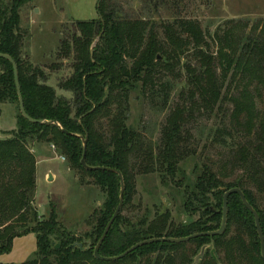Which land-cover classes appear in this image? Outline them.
Returning a JSON list of instances; mask_svg holds the SVG:
<instances>
[{"label": "trees", "instance_id": "trees-1", "mask_svg": "<svg viewBox=\"0 0 264 264\" xmlns=\"http://www.w3.org/2000/svg\"><path fill=\"white\" fill-rule=\"evenodd\" d=\"M23 2L0 0V53L16 65L24 112L31 119L55 123H32L20 114L12 66L0 57V104L16 109L15 129L0 139V255L10 250L13 238L31 232L36 249L21 264H191L201 247L204 254L197 264H264L252 214L234 192L226 199L220 234L183 243L150 242L114 261L95 258L93 249L118 202L119 177L83 169L78 137L85 138L87 165L119 170L123 206L132 202L134 174L154 172L166 185L173 184L184 216L174 222L166 207L131 220L120 209L98 248L100 256H116L151 237L214 231L221 223L222 196L231 187L239 188L257 213L264 238V24H257V33L241 37L214 32L213 50L196 20L161 22L159 33L147 20L125 19L116 5L98 0L101 19L75 21V31L59 41L57 56L72 60L71 73L58 84L72 94L70 101L56 96L54 87L43 81L42 69L22 52L26 33L18 14ZM180 63L184 74L175 71ZM167 73L179 82L177 99L153 146L126 123L128 93L139 87L141 94L164 105L170 94ZM212 114L221 117L223 127L217 130L229 140L224 163L237 172L229 181L209 157L193 165L192 175L182 168L195 155L190 124L196 115ZM35 141L57 145L70 165L104 193L85 237L65 231L52 206L38 219L33 204L36 161L29 146Z\"/></svg>", "mask_w": 264, "mask_h": 264}, {"label": "rangeland", "instance_id": "rangeland-1", "mask_svg": "<svg viewBox=\"0 0 264 264\" xmlns=\"http://www.w3.org/2000/svg\"><path fill=\"white\" fill-rule=\"evenodd\" d=\"M9 1V0H4ZM19 8V26L26 33L21 47L23 54L32 65L40 67L44 73L43 81L55 89L56 96L72 100L70 92L59 89V82L71 73V57L62 59L57 56L60 39L70 36L74 31V22L96 19L98 0H23ZM117 6L125 19H145L160 33L161 22H171L178 18L196 20L205 33L211 49H215L214 32L222 35L225 30L234 37L246 33H257V24H264V0H108ZM256 29V30H255ZM187 53L180 57L184 62ZM181 63L175 71L184 74ZM164 76L170 85L167 102L162 105L160 99L140 93V89L129 91L127 125L140 134L146 144L157 143L161 125L169 108L177 99V79ZM137 87V86H136ZM16 109L9 103L0 104V139L9 136L15 129ZM220 116L196 115L190 124L191 141L195 155L190 156L182 165L186 175L195 163H202L205 157L216 161V167L229 181L237 175L235 170L224 163V155L229 140L222 136ZM226 140L227 144L223 142ZM45 141L30 142L34 154L35 196L33 204L38 219L45 218L52 206L56 210L57 221L62 228L74 236L85 237L92 229L98 207L104 193L93 183L92 178L73 168L57 145ZM59 157H62L61 160ZM220 166V167H219ZM188 173V174H187ZM45 174L47 176L45 177ZM48 175L51 177L48 178ZM132 202L121 205V214L137 219L144 214L152 215L156 210L171 212V219L179 222L184 219L178 206L179 199L175 190L166 185L154 172L134 174ZM149 216V217H150ZM87 240V239H86ZM210 247V246H209ZM36 249L35 235L22 234L12 239L9 251L0 255V264H21L33 256Z\"/></svg>", "mask_w": 264, "mask_h": 264}, {"label": "water", "instance_id": "water-1", "mask_svg": "<svg viewBox=\"0 0 264 264\" xmlns=\"http://www.w3.org/2000/svg\"><path fill=\"white\" fill-rule=\"evenodd\" d=\"M98 5V4H97ZM98 15V14H96ZM98 17L101 19V17L98 15ZM0 57H4L6 59H8V61L10 62V65L12 66V70H13V80L15 82V87H16V92H17V98H18V109L20 114L23 115L24 118H26L29 122H43L45 124H51V123H55L54 121H40L37 119H31L25 112L23 109V103H22V97L20 95V91H19V86H18V81H17V77H16V65L14 64V61L11 59V57H9L6 54L0 53ZM63 132L65 134H67L68 132L64 131ZM81 139V142L83 144V151H82V155L80 160V164L83 167V169H89V170H107L110 172L115 173L116 175H118L119 177V196H118V202L117 205L115 206V210L112 213L111 217L108 219V221L105 223V227L102 231V234L100 235V237L98 238V242L96 243L94 249H93V256H95V258H97L98 260H106V261H114V260H118L119 258L125 256L127 253L133 251L135 248H137L138 246L141 245H145V244H150V242H163V241H170V242H174V243H183V241H188L190 239L193 238H197L198 236H214L215 234H220L223 232L224 228H225V224H226V210H227V204H226V199L229 196L230 193H237L241 203L244 205L245 208H247L249 210V212L252 214L253 220H254V224H255V229H256V233L257 236L259 238V252L261 253V257L264 258V238L263 235L261 234V230H260V226H259V219L257 216V213L255 212V210L253 209V207L248 204V202L245 200V197L242 193V191L237 188V187H231L229 188V190H226L222 196V212H221V223L219 225V227L217 229H214V231H202V232H198V233H193L187 236H182L179 238H175V237H151L150 239H146V240H142V241H138L136 243H134L132 246H130L129 248H127L126 250H124L123 252L119 253L116 256H100L98 254V248L100 246V244L102 243V239L105 236L106 232L108 231L109 227L111 226V223L113 222V220L117 217V214L119 213L120 209H121V205H122V201H123V177L120 174L119 170H115L113 168H109V167H104V166H89L86 164L85 160H84V153H85V138L78 136ZM48 178L50 179L51 177L48 175ZM203 251H204V247H201L199 249L198 254L194 257L193 261L191 264H197L199 259L202 258L203 256Z\"/></svg>", "mask_w": 264, "mask_h": 264}, {"label": "built area", "instance_id": "built-area-1", "mask_svg": "<svg viewBox=\"0 0 264 264\" xmlns=\"http://www.w3.org/2000/svg\"><path fill=\"white\" fill-rule=\"evenodd\" d=\"M52 150L55 148V145L51 144ZM61 160L63 159L62 157H59Z\"/></svg>", "mask_w": 264, "mask_h": 264}, {"label": "crops", "instance_id": "crops-1", "mask_svg": "<svg viewBox=\"0 0 264 264\" xmlns=\"http://www.w3.org/2000/svg\"><path fill=\"white\" fill-rule=\"evenodd\" d=\"M47 176V174H45V177ZM35 198H36V196H35Z\"/></svg>", "mask_w": 264, "mask_h": 264}]
</instances>
